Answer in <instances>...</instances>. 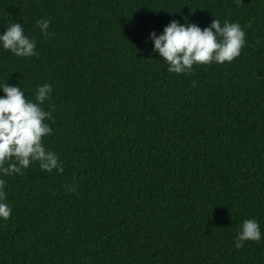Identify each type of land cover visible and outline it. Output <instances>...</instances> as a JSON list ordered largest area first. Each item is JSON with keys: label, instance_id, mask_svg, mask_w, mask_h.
I'll return each mask as SVG.
<instances>
[{"label": "trees", "instance_id": "obj_1", "mask_svg": "<svg viewBox=\"0 0 264 264\" xmlns=\"http://www.w3.org/2000/svg\"><path fill=\"white\" fill-rule=\"evenodd\" d=\"M215 18L246 32L231 63L172 73L147 39ZM17 22L38 55L0 48V84L52 85L64 171L4 177L0 264H264V238L235 247L244 219L264 237V0H0Z\"/></svg>", "mask_w": 264, "mask_h": 264}, {"label": "clouds", "instance_id": "obj_2", "mask_svg": "<svg viewBox=\"0 0 264 264\" xmlns=\"http://www.w3.org/2000/svg\"><path fill=\"white\" fill-rule=\"evenodd\" d=\"M239 6L241 0H234ZM41 34L51 36L48 31L50 20L36 21ZM246 32L237 22L219 19L201 28L193 22L180 23L171 20L159 34L156 30L147 39L153 44L152 51L158 53L167 64L169 72L191 74L194 65L231 63L246 46ZM0 48L10 51L17 57L31 58L38 55L36 41L25 34L21 23H12L0 33ZM0 219L8 220L12 207L6 202V181L4 177L22 175L23 170L38 162L43 171L63 172L58 155L46 150L43 138L52 134L47 121L54 122L51 110L43 107L51 99L52 85L39 86L34 99H28L19 85L0 84ZM76 191L75 186H66ZM259 221L244 219L235 236V247L241 248L245 241L262 240Z\"/></svg>", "mask_w": 264, "mask_h": 264}]
</instances>
